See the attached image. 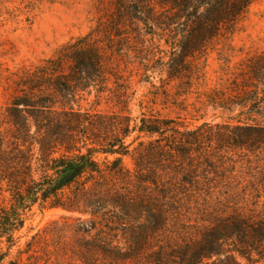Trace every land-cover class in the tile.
Here are the masks:
<instances>
[{
	"label": "trees",
	"instance_id": "1",
	"mask_svg": "<svg viewBox=\"0 0 264 264\" xmlns=\"http://www.w3.org/2000/svg\"><path fill=\"white\" fill-rule=\"evenodd\" d=\"M253 1L160 0L158 12L149 0H116L101 30L8 74L9 101L0 112V244L5 241L7 251L0 253V264H37L35 248L46 251V239L37 232L5 262L34 207L88 216L53 223L57 241L60 232L70 233L79 264H264V171L256 176L251 168L264 152V51L246 62L229 97L213 92L209 100L237 112L234 121L192 131L170 128L172 121L154 116L133 118L134 93L105 67L108 57L123 54L122 32L129 31L136 42L146 43L140 61L146 72L182 78L191 72L189 60L230 33ZM146 28L150 33L143 34ZM161 43L156 66L150 62ZM103 101L113 104L109 113L98 109ZM134 142L135 185L152 188L139 200L118 190L131 179L121 157ZM212 145L217 152L238 151L246 161L221 154L213 160L204 149ZM98 154L118 157L100 162ZM142 168H148L147 176ZM238 194L252 199L256 209L226 214L224 203ZM185 204L201 224L190 234L191 225L182 221ZM173 213L180 241L158 240Z\"/></svg>",
	"mask_w": 264,
	"mask_h": 264
},
{
	"label": "rangeland",
	"instance_id": "2",
	"mask_svg": "<svg viewBox=\"0 0 264 264\" xmlns=\"http://www.w3.org/2000/svg\"><path fill=\"white\" fill-rule=\"evenodd\" d=\"M149 1L155 11H161L158 4L160 0ZM115 2L116 0H39L37 2L0 0V112L5 109L9 101L11 83L6 79L9 73L16 72L22 67L37 65L50 58L61 45L73 38L86 35L93 30H101L115 11ZM128 32H122L123 36L124 34L127 36L121 47L123 54H113L108 57L105 67L122 77L130 87V92L134 93L130 104L133 118L139 120L142 115L154 116L161 120L172 121L170 128L176 127L181 131H192L203 124L224 125L233 122L232 119L237 112L223 111L209 100L217 92L224 98L229 97L234 84L241 82L246 62L264 51V0H254L232 31L217 37L204 53L195 59H190L191 72L176 80L168 79L165 74L160 75L156 70L146 72V69L140 66L142 55L147 49L146 43L136 42L134 35ZM142 32L147 34L150 30L146 28ZM159 48L150 62L156 61V66L159 65L158 59L162 56L160 50L163 51V43ZM112 105L110 101L106 103L103 101L98 109L109 113L113 109ZM136 136L137 133L132 134L127 142H131ZM137 146L138 142H134L130 154L121 157L122 166L132 176L128 183L119 184L118 190L132 199L139 200L152 188L141 189L135 185L134 176L137 172L134 162L139 154L134 149ZM214 147L215 145L204 147L205 153L213 160H217L221 154L232 161L241 159H244L243 162L246 161L243 155L238 157V151L217 152ZM115 157L118 156L106 157L98 154L96 158L103 162L105 158L112 161ZM144 165H147V162ZM246 168L247 166L244 171ZM251 168L256 176H258L256 171H264V152ZM159 169L158 173L166 180L165 172ZM239 169L238 163L236 171ZM141 173L142 176H147L148 168L147 170L142 168ZM248 179L247 176L246 180ZM244 184L246 182L242 183ZM242 197L238 194L234 200L225 202L224 212L227 214L237 211L247 215L254 211L256 207L253 205V200L248 196L247 200ZM262 201L264 198L261 199ZM260 208L261 203L258 206V209ZM182 214V221L191 225L186 233L195 232V227L201 224L196 223V212L192 211L191 205H183ZM175 216L174 213L169 215L167 229L158 235V240L180 241L176 232L178 226ZM64 217L88 218L87 215L69 214L60 209L40 212L34 207L20 233L21 239L15 247H12L5 262L15 259L18 250H24L26 242L39 232L45 237L48 247L46 251L35 248L37 264H79L72 255L74 243L70 233L64 230L62 235L60 232V240H56L57 228L53 223L57 222L61 226L66 221ZM6 251L7 244L3 241L0 244V253ZM27 257V254L21 256L22 263H27Z\"/></svg>",
	"mask_w": 264,
	"mask_h": 264
}]
</instances>
